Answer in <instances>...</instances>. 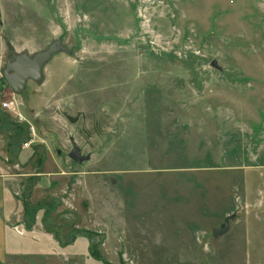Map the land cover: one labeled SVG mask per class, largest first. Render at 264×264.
<instances>
[{
	"label": "rangeland",
	"instance_id": "374dc122",
	"mask_svg": "<svg viewBox=\"0 0 264 264\" xmlns=\"http://www.w3.org/2000/svg\"><path fill=\"white\" fill-rule=\"evenodd\" d=\"M54 40L0 109L23 189L67 178L21 219L70 247L38 264H264V0H0V104L7 52Z\"/></svg>",
	"mask_w": 264,
	"mask_h": 264
},
{
	"label": "crops",
	"instance_id": "0c3cea01",
	"mask_svg": "<svg viewBox=\"0 0 264 264\" xmlns=\"http://www.w3.org/2000/svg\"><path fill=\"white\" fill-rule=\"evenodd\" d=\"M6 117V113L0 110V264H38L43 258L55 254L70 255L69 246L58 248L55 246L56 242L52 241L53 231L46 224L51 215L42 216L41 224H38L39 229L35 224L28 228L21 223L23 214H25V205L37 207L45 196L63 193L67 178L65 175L52 174L45 179L46 182L43 187L41 186L42 188L37 186L38 181L33 178L32 189L30 191L29 189L27 191V188L23 189L25 182L23 183L22 176L9 173L7 164L8 156L14 157L18 154L17 149L22 134L18 133L15 123L19 124L20 122L9 123ZM53 186L56 187V190L51 191ZM39 190H43V192L40 195L37 194L36 200L32 201L31 196ZM19 192H21L20 199L17 198ZM29 192L27 199L25 196ZM40 211L41 209L36 211L35 219H38ZM13 227L21 230L22 234L15 233Z\"/></svg>",
	"mask_w": 264,
	"mask_h": 264
},
{
	"label": "water",
	"instance_id": "95a60500",
	"mask_svg": "<svg viewBox=\"0 0 264 264\" xmlns=\"http://www.w3.org/2000/svg\"><path fill=\"white\" fill-rule=\"evenodd\" d=\"M60 52L69 54L66 47L59 40L50 42L45 49L30 55L26 52L13 53L9 50L7 52L9 57L1 69V77L8 90L19 95L24 90L27 81L39 84L43 79V66L53 55ZM210 65L215 67V61H211ZM68 157L77 164L86 159L80 155L77 148H73L68 153ZM227 227V223L224 222L222 228H212L210 234L212 237L220 236L226 232Z\"/></svg>",
	"mask_w": 264,
	"mask_h": 264
},
{
	"label": "built area",
	"instance_id": "2783aa9c",
	"mask_svg": "<svg viewBox=\"0 0 264 264\" xmlns=\"http://www.w3.org/2000/svg\"><path fill=\"white\" fill-rule=\"evenodd\" d=\"M9 92V95H10V101H5V102H2L0 104V109H7V110H10L12 111L13 113H17L18 112V108L20 106V104L22 103L21 102V97H20V94H14L12 93L11 91H8ZM15 116V115H14ZM16 117V116H15ZM16 119L19 121V119L16 117ZM20 122V121H19ZM31 141H25L22 143L21 147L22 148H25L29 145ZM13 230L15 231V233L21 235L22 234V231L21 230H18L17 228L13 227Z\"/></svg>",
	"mask_w": 264,
	"mask_h": 264
},
{
	"label": "trees",
	"instance_id": "16d2710c",
	"mask_svg": "<svg viewBox=\"0 0 264 264\" xmlns=\"http://www.w3.org/2000/svg\"><path fill=\"white\" fill-rule=\"evenodd\" d=\"M45 206H46L45 205V202H40V204L37 207H32V211H37L39 209H43V208H45ZM24 209H25V211H27L29 213L31 212V208L28 207V206H26V205L24 206ZM45 212H46V210H45ZM90 256L93 257L94 259H97L98 260V256H96L95 253L91 252L90 253Z\"/></svg>",
	"mask_w": 264,
	"mask_h": 264
}]
</instances>
